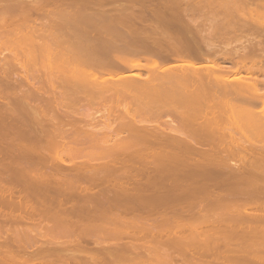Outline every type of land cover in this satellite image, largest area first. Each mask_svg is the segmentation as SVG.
I'll list each match as a JSON object with an SVG mask.
<instances>
[{"label": "bare ground", "instance_id": "6f19581e", "mask_svg": "<svg viewBox=\"0 0 264 264\" xmlns=\"http://www.w3.org/2000/svg\"><path fill=\"white\" fill-rule=\"evenodd\" d=\"M31 1L0 0V264H264V0Z\"/></svg>", "mask_w": 264, "mask_h": 264}, {"label": "rangeland", "instance_id": "374dc122", "mask_svg": "<svg viewBox=\"0 0 264 264\" xmlns=\"http://www.w3.org/2000/svg\"><path fill=\"white\" fill-rule=\"evenodd\" d=\"M30 1H31V0H30ZM35 1H36V0H35ZM107 1H108V0H107ZM119 1H120V0H119ZM123 1L126 2L125 0H123ZM123 1H122V2H123ZM32 2H34V1L32 0L31 3H32ZM36 2H37V1H36ZM39 2H41V1L39 0ZM103 2H104V1H103ZM104 3H105V2H104ZM110 3H111V2H110ZM105 6H107V8H108L110 5L108 6V3H107V4L105 3L104 8H106ZM111 6H112V5H111ZM107 8H106V10H107ZM98 13H99V12H98ZM98 13H97V14H98ZM100 13H102V12H100ZM39 21H40V20H39ZM107 21H108V20H107ZM148 21H149V20H148ZM36 22H37V21H36ZM40 22L43 23L44 21L42 20V21H40ZM146 22H147V21H145V24H146ZM150 22H152V21H149V24H150ZM110 23H111V22H110ZM90 24H91V23H90ZM108 24H109V22H108ZM112 24H113V22L111 23V25H112ZM142 24H144V22L141 23L140 26H141ZM145 24H144V25H145ZM152 24H153V23H152ZM84 26H85V24H84ZM114 26H115V24H114ZM116 26H119V25H116ZM116 26H115V27H116ZM140 26H139V31H141V32L144 31L145 28H144V27L141 28ZM68 27L72 28L71 24H69ZM68 27H67V28H68ZM73 27H75V26H73ZM107 27H108V26H107ZM107 27H106V29H107L106 31H108V32H109V31H111V32H112V31H113V32H116V31H118V32H119V31H121V32H122V31H123V32H126V31H127L125 27H124V28H123V27H120V26H119L120 28H119V27H116V28L114 27V28H112L111 26H109V28H107ZM67 28H66V29H67ZM76 28H77V27H76ZM76 28H75V29H76ZM84 28H85V27H84ZM63 29H64V28H63ZM66 29H64L65 31H63L62 29H61V30H62V32L69 31V28H68L67 30H66ZM80 29H81V31H82V30H84V31L87 30V28H86V29L78 28L79 31H77V32H81ZM90 29H91V31H93L94 29H95V31H96V28H94V29H93V28H90ZM92 29H93V30H92ZM100 29H101L102 32L105 30V28H104V29L100 28ZM100 29L97 28V31H99ZM123 29H125L126 31H124ZM141 29H144V30H141ZM61 30L59 29V31H61ZM72 30H74V28H72ZM137 30H138V28H137ZM137 30H136V31H137ZM70 31H71V29H70ZM74 31H76V30H74ZM84 31H82V32H84ZM89 31H90V30H89ZM146 31H147V29H146ZM123 32H122V33H123ZM167 32H168V31H167ZM163 33H164L163 35H162V33H161V34H157V35L154 34V35L156 36V38H157V36H159V37L162 36V37L160 38V41H161V40H165V39L167 40V38H169V35H168V34L165 35V34H166L165 32H163ZM126 34H127V33H124V35H126ZM129 35H130V34H127V36H123V35H122V38L125 37V39H123V40H122V38H121V35H119V36H118V35H117V36H116V35H113L114 37H112L111 40H112V41H115V37H116L117 40H116L115 42L118 43V44L116 45V43H113V42L110 43V42H111V41H110L109 44H108V45H109L108 47H116V46H117V47L121 46V47H123V48H126V47H128V46H129V47H134V46H136V45H137V46H138V45H141V44L143 43L142 41H144V43H149V45H150V43H151V42L148 41L149 38H148L147 41L145 40L146 37H145V38L143 37V35H145V34H143V35H142V34H141V35H138V36L141 38V40H138V39L136 40V38H137L138 36L136 37V36H134V34H131L132 37L129 36ZM135 35H137V34H135ZM151 35H152V34H151ZM154 35H152V36L155 37ZM141 36H142V37H141ZM145 36H146V35H145ZM163 36H164L165 38H163ZM167 36H168V37H167ZM127 37H128V38H127ZM133 37H134V38H133ZM118 38H119V40H118ZM120 38H121V40H122L123 42L120 40ZM142 38H143V40H142ZM52 40L55 41L54 38H52ZM52 40L49 39L50 42H51ZM125 40H126V41H125ZM151 40H152V37H150V41H151ZM54 41H53V42H54ZM117 41H118V42H117ZM119 41H121V42L119 43ZM157 41H158V40H157ZM140 42H141V43H140ZM152 42H153V41H152ZM154 42H155V40H154ZM139 43H140V44H139ZM144 43H143V44H144ZM50 44H52V43H50ZM135 44H136V45H135ZM143 44H142V45H143ZM215 44H216V43H215ZM217 44H218V45H222L223 43L220 42V41H218ZM129 47H128V48H129ZM233 47H234V46H233ZM83 53H84V52H83ZM85 53H86V51H85ZM4 54H5V53H4ZM4 56L8 57L9 54L6 52V55H4ZM196 61H197V60H196ZM199 61H200V60H199ZM199 61H197V62H199ZM220 61H221V60H220ZM220 61H218V62H220ZM177 62H178V64L180 63V61L171 62V63H169V65H168V64L165 65V67H166V68H170V67H173V65H174V66H175V65H178ZM201 62H202V61H200L199 63H201ZM150 63H151V62H150ZM175 63H176V64H175ZM202 63H203V62H202ZM225 63H228V61L225 62ZM139 64H141V65L144 64V65H145V64H147V63H146L145 61H143V60H140V61H139ZM171 64H173V65H171ZM148 65H151V64H148ZM227 66H229V64H228ZM133 67H134V65L132 66V69H131V66H130V68H129V70H130V69L132 70L131 72L128 71L127 69L125 70V72L123 71V79H124V80H125V79H131L133 82L135 81V82L138 83V82H142V81H144V82L146 81V82H147V81L149 80V78H151V77H149V73H148L147 71L139 70V69H137L136 66H135V68H133ZM149 67H150V66H149ZM151 67H152V65H151ZM151 67H150V68H151ZM17 69H18V68H17ZM135 69H137V70H135ZM57 71H58V70H54V73H55V72L57 73ZM16 72H18L19 74H23V72H22L20 69H18ZM145 72H146V73H145ZM13 73H14V72H13ZM54 73H53V74H54ZM58 73H59V71H58ZM132 73L134 74V75H133L134 77L131 76L130 78H129V77H125V78H124L125 75H127V74H132ZM160 73H161V71H160ZM135 74H137V75H135ZM146 74H147V75H146ZM14 75H15V74H14ZM55 75H58V74H55ZM17 76H18V75H17ZM93 76H94V75H93ZM93 76H92V77H93ZM99 76H101V77H96V76H95V77H93V78H100V79H102V80H108V79H106V76H105V75L102 76V75L100 74ZM150 76H151V75H150ZM92 77H91V78H92ZM104 77H105V78H104ZM147 77H149L148 80H147ZM14 78H16V76H15ZM107 78L110 79V77H107ZM156 79H157V77H156ZM152 80H155V79L153 78ZM150 82H152L151 79H150ZM148 83H149V81H148ZM152 83H155V84H156L157 82H152ZM155 84H154V85H155ZM151 86H152V87H151ZM151 86L149 87L151 92H150L149 90H148V92H149L150 94L152 93V94H151L152 96L147 92V93H148L147 95H148V96H151V97H155L156 94L154 95L153 93H155L156 91H157V92H156V93H157L156 96H159V97H161V95H164L165 92H166V93H165L164 96H166V95H168V96H173V93L175 92V91H172V90L165 91L164 89H161V88L157 85L162 91H164V92H162V91H160L159 88H157V86H153V84H151ZM154 87H156V88H155V91L153 92ZM124 88H126V86H123V90H124ZM149 88H148V89H149ZM151 88H152L153 90H151ZM166 88H167V87H166ZM166 88H165V89H166ZM177 88H178V87H177ZM177 88H176L175 90H177ZM184 88H185V87H184ZM158 89H159V90H158ZM169 89H171V87H170ZM178 89H179V92H181V93L183 92V90L180 91L181 88H178ZM125 90H126V91H125ZM125 90H124L123 92H124V94H125V93L127 94V89H125ZM136 91H138V90H136ZM169 91H170V93H171V91H172V94H170ZM134 92H135V90H134ZM134 92H133V95H135V94L137 95L138 92H135V94H134ZM158 92H159V93H158ZM176 92L179 93L178 91H176ZM176 92L174 93V96H176V95H180V94H177ZM160 93H161V94H160ZM139 94H140V93H139ZM139 94H138V96H139ZM158 94H159V95H158ZM169 94H170V95H169ZM128 95H129V96H128ZM128 95L123 96V98L125 97L126 101L123 99L124 101H122V102H124V103L127 102V98L131 97L130 94H128ZM133 95H132V96H133ZM136 95H135V97H136ZM126 96H127V97H126ZM162 97H163V96H162ZM129 99H130V98H129ZM122 102L119 101V105H121ZM124 103H123V104H124ZM152 103H153V102H152ZM152 103H151V105L155 104V103H153V104H152ZM81 105H82V106H80L78 109H77V108H73V110H74V111H78L80 114L82 113V114H85V115H87V114H91V113H92V116H94V115L96 116V117L94 116V117H95L94 120L102 121V120H100V118H99V114H100V113H98V111L101 112V114H102V111H103L102 109H103L104 107H102V106L99 105V104H98V105H87L85 102H84V105H83V104H81ZM124 105H125V104H124ZM124 105H121V106H119V107H121V109H122ZM135 105H136V103H135ZM135 105L132 107L134 110H137L138 108H139L140 110L142 109V108L139 107L138 105H136V106H135ZM137 106H138V107H137ZM135 108H136V109H135ZM71 109H72V108H71ZM71 109H69V110L71 111ZM121 109H120V110H121ZM133 109H132V110H133ZM59 110L61 111L62 109L59 108ZM63 110H64V109H63ZM65 110H67V109H65ZM69 110H68V111H69ZM73 110H72V112H74ZM122 111H123V110H122ZM96 112H97V113H96ZM76 113H77V112H76ZM93 113H94V115H93ZM102 122H103V121H102ZM102 122H101V123H102ZM87 123H89V124H95V123H93V122H90L88 119H86L85 121H81V124H87ZM70 126H71V125H68V126H67V125H63L62 128H63V127H64V128L67 127V128H65V129H68V127H70ZM150 126H151V125H150ZM64 128H63V129H64ZM111 142H112V141H111ZM77 160H78V159H77ZM77 160H76V161H77ZM80 160H81V158H80ZM80 160H78V161H80ZM250 203H251V205H252V202H251V201H250ZM250 203H249V201H248V203L245 204L246 207H248V206H249L248 204H250ZM253 204H254V203H253ZM251 205H250V206H251ZM238 206H239V205H238ZM194 207L199 208V207H205V206H204L203 204H199V205H195ZM169 215H172V212H171V211H169ZM39 241H40V240H39ZM43 241H44V240H41V242H43ZM45 259H46V258H39L38 260H39V261H42V260H45ZM177 262H178V261H177Z\"/></svg>", "mask_w": 264, "mask_h": 264}]
</instances>
